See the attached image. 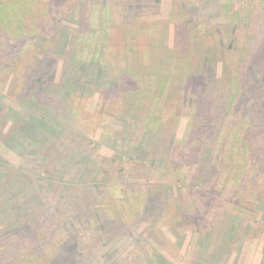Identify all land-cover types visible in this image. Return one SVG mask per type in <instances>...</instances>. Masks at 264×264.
<instances>
[{"label":"rangeland","instance_id":"obj_1","mask_svg":"<svg viewBox=\"0 0 264 264\" xmlns=\"http://www.w3.org/2000/svg\"><path fill=\"white\" fill-rule=\"evenodd\" d=\"M260 88L264 0H0V264H264Z\"/></svg>","mask_w":264,"mask_h":264},{"label":"trees","instance_id":"obj_2","mask_svg":"<svg viewBox=\"0 0 264 264\" xmlns=\"http://www.w3.org/2000/svg\"><path fill=\"white\" fill-rule=\"evenodd\" d=\"M256 35H257V33L256 34H253L250 37V40H253V38ZM247 52L249 53V51H246V53ZM208 58L209 57H205L204 61H206ZM46 61H47L46 59L43 60L44 63ZM206 62H208V60ZM246 64H248V62H244V60H242L241 62H239V65H238V73H241L246 68H248L246 66ZM79 68L81 70H83V72H84L89 67L88 68L85 67V69H82L83 66H81ZM102 73H104V71H101L100 74H102ZM256 77H257V75L255 76V81H258L257 80L258 78H256ZM65 81L62 82V83H60V85H63L65 83ZM251 83H252V85L254 84V82L252 80H251ZM247 86L245 85V88L244 89H248V88L251 87L248 84H247ZM256 90H257V92H260L262 94L263 98H264V90L262 88L256 89ZM59 107H61V104L59 105ZM57 110L59 112H62L60 108H57ZM49 111H50V113H52V111H53V107L52 106L47 107L46 112L43 113V115L40 118V120L38 121V123L37 122H34V121H29V120L22 121L20 123V125L17 127V129L15 130V132L11 136V140H13V143L15 145L17 144L16 145L17 146L16 148L20 152H22L23 154H25L27 156H30V158H26L27 161H29V162H30V160L32 158L31 155L32 156L34 155L33 153L38 154L39 151L41 152V149L42 148L44 149L46 147V145H48L50 143V138H51L52 134H56V130L58 129L57 127H59V126H56L55 127V121L52 120V117L53 116H52V114L49 113ZM37 129H39V130H37ZM21 142L24 145H26V146H22V143ZM27 142H29L28 145H27ZM82 144H84V143L82 142ZM18 145L21 146V149L19 148ZM65 146L66 147L69 146V143H67ZM83 148L84 147H82V149ZM89 156H91V153H89ZM82 158L84 159V157H82ZM82 158H80L81 159L80 161L84 163L85 161ZM87 169L88 170H92L91 167H88ZM20 171H22V169H20ZM20 176H22V175H20ZM14 183H16V182H14ZM61 197L62 196H60L59 199H61ZM59 199H58V201H59ZM89 203L90 202H88L86 198L78 197V196H75V194H72L71 195V198H70V202H69V207L70 206L77 207L79 209V211H80L81 209L84 208V205L85 204H89ZM97 210L99 211V209H97ZM65 214H66V216L69 215L67 213H65ZM68 221H69V219H68Z\"/></svg>","mask_w":264,"mask_h":264}]
</instances>
